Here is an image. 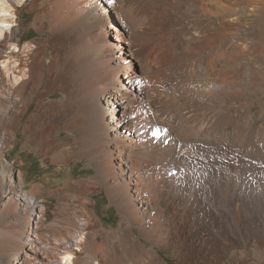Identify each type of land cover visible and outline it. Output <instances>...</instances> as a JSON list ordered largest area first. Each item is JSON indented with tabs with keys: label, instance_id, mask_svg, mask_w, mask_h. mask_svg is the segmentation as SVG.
Listing matches in <instances>:
<instances>
[{
	"label": "bare ground",
	"instance_id": "bare-ground-1",
	"mask_svg": "<svg viewBox=\"0 0 264 264\" xmlns=\"http://www.w3.org/2000/svg\"><path fill=\"white\" fill-rule=\"evenodd\" d=\"M0 76V153L36 96L28 141L51 118L77 125L122 216L93 238L96 202L79 199L74 222L63 195L43 239L42 204L11 189L7 201L39 218L14 262L167 264L166 252L175 264H264V106L260 123L241 115L264 101V0H0Z\"/></svg>",
	"mask_w": 264,
	"mask_h": 264
},
{
	"label": "rangeland",
	"instance_id": "rangeland-1",
	"mask_svg": "<svg viewBox=\"0 0 264 264\" xmlns=\"http://www.w3.org/2000/svg\"><path fill=\"white\" fill-rule=\"evenodd\" d=\"M23 12L25 23L31 25L36 11L31 12L26 8ZM31 32L34 35L37 34L35 33L34 26H32ZM3 89L0 76V95ZM7 97L12 98V96ZM34 98L31 106L23 114L24 117L20 128L16 132L14 146L5 149V154L0 153V162L13 167V177L15 180L11 182L9 178V175L12 174L11 172H2L0 169V264H17L14 261L20 260L22 255L17 256L16 252L23 246L24 236L28 234L27 232L31 228L35 235V226L33 227V225L34 222L39 221V218L34 213H27L23 208L17 207L13 202L7 201L6 197L11 189L15 192H19L18 190L20 189H23L24 192H31L42 204L45 211L42 215L45 214L47 217L44 222L39 223V231L43 239L47 237L51 225L56 220V211L59 209L63 195H66L64 203L71 207L69 208L68 206L69 211L71 210L70 219L74 222L77 218L75 210L78 209L79 199L96 202L95 213L102 221V225L96 228L93 238H99L100 232L103 229L110 230L118 226L122 218L117 206L111 202L106 189L100 188L97 178L98 168L84 148V144L86 143L77 125L72 128L59 124L55 125L58 122L55 118H51L46 123L45 129L41 130L40 134L42 135L39 134L38 140L35 143L28 141L31 133L25 131V121L36 110L41 111L38 107L40 100L36 96ZM55 98L58 100L65 99L63 94L56 95ZM7 99L4 96H0V133H3L5 130L4 123L6 116L3 109L7 106V102L9 101ZM263 106L264 101L261 104L257 102L249 103L241 109V115L246 112L253 113L255 114V123H260L258 112ZM47 141L50 143L48 144ZM2 146L0 144V149ZM59 156L62 157L60 158ZM254 174L257 175V183H261V191H258L260 194H257L256 200L259 201L258 203L261 204L262 202L264 204V199L262 198L264 195V185H262L264 170L260 168L258 173ZM11 184H15L16 188L11 186ZM29 215H32L33 225L29 222L31 220ZM73 218L75 219L73 220ZM134 238L139 240L140 237L139 235H135ZM144 242L147 246H153L149 241L144 240ZM233 245L235 244H232V247ZM240 245L241 243H237L235 246ZM161 254L168 259L167 264H175L176 260L170 258L166 252H161ZM232 262L230 260L226 264H233Z\"/></svg>",
	"mask_w": 264,
	"mask_h": 264
},
{
	"label": "snow or ice",
	"instance_id": "snow-or-ice-1",
	"mask_svg": "<svg viewBox=\"0 0 264 264\" xmlns=\"http://www.w3.org/2000/svg\"><path fill=\"white\" fill-rule=\"evenodd\" d=\"M154 135H159V132L154 133Z\"/></svg>",
	"mask_w": 264,
	"mask_h": 264
}]
</instances>
